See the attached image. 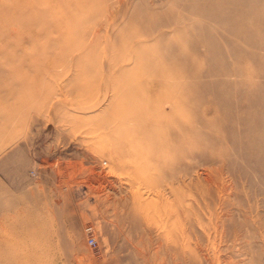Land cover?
Listing matches in <instances>:
<instances>
[{"label":"rangeland","instance_id":"1","mask_svg":"<svg viewBox=\"0 0 264 264\" xmlns=\"http://www.w3.org/2000/svg\"><path fill=\"white\" fill-rule=\"evenodd\" d=\"M0 264H264V0H0Z\"/></svg>","mask_w":264,"mask_h":264},{"label":"built area","instance_id":"2","mask_svg":"<svg viewBox=\"0 0 264 264\" xmlns=\"http://www.w3.org/2000/svg\"><path fill=\"white\" fill-rule=\"evenodd\" d=\"M85 232V236H86V240H87V244L89 247L91 248H95L97 245V241L94 235V230L91 226H87L84 229Z\"/></svg>","mask_w":264,"mask_h":264},{"label":"bare ground","instance_id":"3","mask_svg":"<svg viewBox=\"0 0 264 264\" xmlns=\"http://www.w3.org/2000/svg\"><path fill=\"white\" fill-rule=\"evenodd\" d=\"M139 46V45H138ZM180 50V49H179ZM122 132V131H121ZM127 144V143H126ZM136 158V157H135Z\"/></svg>","mask_w":264,"mask_h":264}]
</instances>
